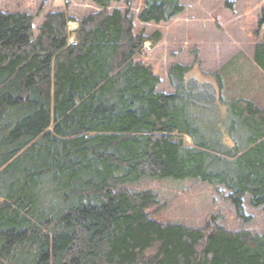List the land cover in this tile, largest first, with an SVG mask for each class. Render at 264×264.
Returning a JSON list of instances; mask_svg holds the SVG:
<instances>
[{
    "label": "trees",
    "instance_id": "trees-1",
    "mask_svg": "<svg viewBox=\"0 0 264 264\" xmlns=\"http://www.w3.org/2000/svg\"><path fill=\"white\" fill-rule=\"evenodd\" d=\"M89 2L35 31V15L0 10V264H264V234L161 221L167 201L130 187L189 179L222 186L239 214L245 197L264 207V102L177 63L173 92L157 89L140 58L161 33L133 22H169L180 0H142L137 16L134 0ZM252 62L264 74V40Z\"/></svg>",
    "mask_w": 264,
    "mask_h": 264
},
{
    "label": "rangeland",
    "instance_id": "rangeland-1",
    "mask_svg": "<svg viewBox=\"0 0 264 264\" xmlns=\"http://www.w3.org/2000/svg\"><path fill=\"white\" fill-rule=\"evenodd\" d=\"M141 4L142 0H134L130 9L134 16ZM180 4L184 12L169 22L159 25L133 22L134 33L140 30L147 35L161 33L154 46L145 43V54L140 58L159 77L157 89L173 92L167 72L170 65L177 63L191 67L187 80L214 83L212 74H221L224 98L246 96L264 102V74L252 62L254 44L264 40V0H180ZM0 10L35 15V31L49 12L65 11L79 19L97 9L89 0H0ZM68 28L73 30L76 25L70 23ZM185 142L189 144L190 140ZM130 187L150 188L162 201H167L166 210L158 217L161 221L198 227L215 216L219 225L264 234V207H252L245 197L239 214L222 186L212 187L189 179H142Z\"/></svg>",
    "mask_w": 264,
    "mask_h": 264
},
{
    "label": "water",
    "instance_id": "water-1",
    "mask_svg": "<svg viewBox=\"0 0 264 264\" xmlns=\"http://www.w3.org/2000/svg\"><path fill=\"white\" fill-rule=\"evenodd\" d=\"M179 144H180V145L182 144V140L179 141Z\"/></svg>",
    "mask_w": 264,
    "mask_h": 264
}]
</instances>
